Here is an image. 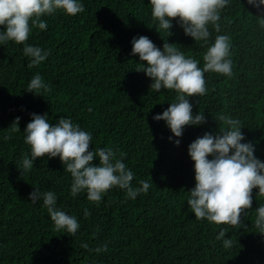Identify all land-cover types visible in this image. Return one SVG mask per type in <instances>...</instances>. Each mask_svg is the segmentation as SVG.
<instances>
[{"label": "trees", "instance_id": "trees-1", "mask_svg": "<svg viewBox=\"0 0 264 264\" xmlns=\"http://www.w3.org/2000/svg\"><path fill=\"white\" fill-rule=\"evenodd\" d=\"M84 11H62L43 16L47 30L33 28L26 41L50 51L39 66L28 67L23 43L0 45V264H264V235L256 232V208L264 204L258 187L252 207L241 214L244 227L196 219L188 207L194 187V161L188 145L205 132L215 135L218 117L239 119L245 141L264 161V25L247 0H231L221 10L219 33L209 25L211 37L226 34L231 40L233 74L205 73L207 92L190 97L193 113L206 122L184 127L174 137L161 113L176 98L173 90L155 92L151 78L131 55L133 36H148L157 47L173 43L185 56L203 65L207 45L184 34L173 19L167 36L156 29L149 0H83ZM2 27V26H0ZM146 63V62H145ZM40 73L51 91H26L32 76ZM48 114L49 123L67 116L92 133L89 150L111 147L125 153L124 162L140 179L152 181L149 191L135 199L114 187L99 203L81 192L70 194L71 174L59 157H38L29 171L21 170L30 146L23 129L31 113ZM20 117V131L12 132ZM180 140L176 145L168 139ZM244 142V141H242ZM93 163H98L95 159ZM34 188L57 194V206L75 215L80 228L73 236L57 231L43 201L35 204L28 194ZM87 209V215L85 210ZM233 246L217 239L221 229ZM90 249L108 244L107 251Z\"/></svg>", "mask_w": 264, "mask_h": 264}, {"label": "clouds", "instance_id": "clouds-1", "mask_svg": "<svg viewBox=\"0 0 264 264\" xmlns=\"http://www.w3.org/2000/svg\"><path fill=\"white\" fill-rule=\"evenodd\" d=\"M231 0H149L151 16L157 31L164 30L171 35L173 19L183 29L185 35L195 42L207 45L203 54V65L200 61L185 56L165 41L162 48L145 35L133 36L130 43L131 55L138 54L140 67L151 78L150 88L155 92L162 89L173 90L176 98L161 113L153 115L156 121L164 120L174 137H181L184 127L196 126L206 122L201 112L193 113V102L190 97L206 94L205 73L215 72L231 76V40L226 34L216 35L209 43L211 25L219 33L218 21L221 10ZM247 3L260 13V24L264 25V0H247ZM57 11L67 15H76L84 11L83 0H0V45L12 41L23 43V55L29 58L28 67L39 66L50 55V51L39 45L28 44L26 41L33 28L47 30L49 16ZM146 62V63H145ZM36 95L48 93L51 86L45 82L40 73L32 76L25 89ZM31 120L23 129L24 142L30 146V154H24L21 170L29 171L38 157H59L64 170L72 177L70 194L75 197L85 192L87 199L99 203L108 190L118 187L125 191L126 197L135 199L139 194H146L153 182L140 179L134 187L133 171L124 162L125 153L111 147H98L89 150L92 133L84 130L71 117L61 116L50 124L48 114L31 113ZM219 121L224 126L213 135L205 132L188 145V154L194 161L195 184L187 204L196 219H206L210 223L227 224L244 227L241 214H247L252 207V191L258 187V193L264 195V161L254 155L255 146L245 141L239 119L220 114ZM20 117L11 124V131H20ZM173 136L168 139L173 141ZM244 141V142H242ZM180 144L179 139L173 141ZM98 159V163H93ZM34 204L43 201L50 219L57 231L75 235L80 223L75 215L68 214L57 206V194L52 191L41 192L34 188L28 194ZM87 209L85 215H87ZM256 232L264 235V204L256 208L254 220ZM222 228L217 235L223 247L233 246L231 238L226 237ZM82 248L97 253L107 251L108 244L90 249L87 243Z\"/></svg>", "mask_w": 264, "mask_h": 264}]
</instances>
